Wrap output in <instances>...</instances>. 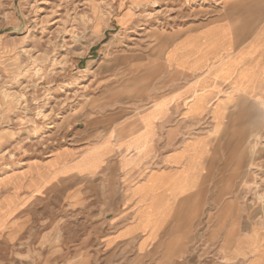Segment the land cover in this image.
Wrapping results in <instances>:
<instances>
[{"label":"rangeland","instance_id":"rangeland-1","mask_svg":"<svg viewBox=\"0 0 264 264\" xmlns=\"http://www.w3.org/2000/svg\"><path fill=\"white\" fill-rule=\"evenodd\" d=\"M225 16L259 28L264 0H0V264H264V95L138 199L101 144L160 47Z\"/></svg>","mask_w":264,"mask_h":264},{"label":"crops","instance_id":"crops-1","mask_svg":"<svg viewBox=\"0 0 264 264\" xmlns=\"http://www.w3.org/2000/svg\"><path fill=\"white\" fill-rule=\"evenodd\" d=\"M244 22L228 16L209 20L178 33L154 55L150 83L135 98L133 114L101 142L111 143L110 149L121 156L125 195L138 199L144 193L133 195L128 187L146 182L151 172L158 177L172 173L174 160L184 164L192 148L200 156L201 146L208 147L218 131L217 118L237 115V101L263 97V75L260 89H249L248 67L258 59L262 66L264 25L249 30L247 19ZM203 174L197 186L181 196L195 190Z\"/></svg>","mask_w":264,"mask_h":264}]
</instances>
